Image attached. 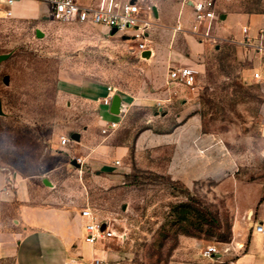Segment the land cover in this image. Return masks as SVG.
<instances>
[{"label": "rangeland", "instance_id": "374dc122", "mask_svg": "<svg viewBox=\"0 0 264 264\" xmlns=\"http://www.w3.org/2000/svg\"><path fill=\"white\" fill-rule=\"evenodd\" d=\"M137 2L142 11L151 9L150 0ZM213 2L219 15L264 18V0ZM183 4L187 31L192 14ZM45 15L38 21L0 19V173L34 203L87 208L108 224L112 236L95 246L103 252V264H196L207 247L221 252L232 240L235 184L220 190L197 183L186 189L135 167L116 182L121 169L112 171L106 151L131 148L145 129L162 133L174 125L176 104L167 101L157 110L155 101L147 104L145 98L166 89L171 66H190L197 71L196 84L186 93L196 101L203 130L221 135L244 159L247 182L264 184V67L255 64L261 51L246 45L241 33L191 54L185 34L166 32L167 45L142 57L125 36L101 26L57 22L48 17V8ZM173 15L171 10L164 18L171 28L177 21ZM244 21L236 16L232 29ZM153 36L150 32V49ZM256 72L261 79H253ZM107 87L123 100L115 117L100 105ZM110 120L117 126L104 131ZM71 134L78 139L72 141ZM62 138L70 141L63 146ZM14 211L0 205V215L10 218Z\"/></svg>", "mask_w": 264, "mask_h": 264}, {"label": "crops", "instance_id": "0c3cea01", "mask_svg": "<svg viewBox=\"0 0 264 264\" xmlns=\"http://www.w3.org/2000/svg\"><path fill=\"white\" fill-rule=\"evenodd\" d=\"M150 1L154 23L149 30L154 35L150 49L153 56L157 47L167 45L163 37L166 32L185 34L191 54L205 51L212 45V41L198 40L188 30L174 31L177 23L183 27L189 25L186 20L188 11L183 4L185 1L191 10L189 0ZM46 8L45 4L35 0H16L10 7L0 5V19L43 20L46 18ZM171 10L173 17L177 18L172 28L164 23L165 15ZM6 11L10 12V16H6ZM238 15L245 21L234 30L232 21ZM244 25L249 26L250 46L254 48L258 43V26H264L262 17L239 13L219 15L213 34L218 39L232 35L239 39ZM259 57L255 63L257 69L264 67V51L259 53ZM174 67L179 66H171L166 73V89L160 91L159 95L155 93L145 98L147 104L155 101L157 110L167 101L176 104L178 112L174 115V125L162 133H156L151 128L140 132L131 147V154L128 146L107 150L112 162L110 167L114 169L112 171L121 169L120 175H114L115 181L119 182L135 167L143 172L167 176L186 189H191L197 183H213L220 190L235 184L237 201L232 211V240L224 244L228 251L219 258H202L196 264H264V236L253 230L255 224H264V184L247 182L242 172L244 159L230 151L221 135L203 130L196 101L186 93L188 89L181 85L179 90L172 88L179 85L168 79V72ZM121 102L123 100H120L122 106ZM127 159L131 163L121 166L120 161ZM119 165L120 168L117 167ZM15 185V181L6 179L0 173V205L14 207L15 210L10 218L0 215V222L5 223L0 224V264H75L80 259L104 257L100 248L95 249L98 243L91 246L84 242V220L79 214L81 209L34 203L30 194L24 193L20 187L15 188Z\"/></svg>", "mask_w": 264, "mask_h": 264}, {"label": "built area", "instance_id": "2783aa9c", "mask_svg": "<svg viewBox=\"0 0 264 264\" xmlns=\"http://www.w3.org/2000/svg\"><path fill=\"white\" fill-rule=\"evenodd\" d=\"M16 0H0V5L10 7ZM43 3L48 8V17L57 22L85 24L91 26H101L110 33L118 36H125L131 42L136 44L139 54L146 51L150 52L149 30L153 26L152 10L147 12L141 10L137 0H35ZM189 6L192 12V23L189 27V34L198 39L216 41L214 36V25L219 22V15L214 11L213 0H189ZM6 16H10V12L6 11ZM174 31L185 32V29L179 23L174 26ZM241 33L246 39V45H250L249 26L244 25ZM258 43L255 48L259 51L264 50V28H259L256 32ZM197 71L189 66L174 67L168 72V79L175 82L188 90H195ZM253 79L259 80L261 76L258 72L253 74ZM116 91L112 87L106 88V94L101 98L100 105L104 108V112L110 113V106ZM121 114V107L118 113ZM117 126L115 121H106L104 131L114 129ZM70 140L62 138L61 145H66ZM77 162H80L78 159ZM80 217L83 223V239L89 245H95L101 240L108 239L112 236V232L108 224L97 221L93 213L84 208L80 210ZM254 232L264 236V224L257 223L253 228ZM228 251L223 248L221 252L214 247H207L201 256L203 258H219ZM75 264H103L102 260L92 258L90 260H77Z\"/></svg>", "mask_w": 264, "mask_h": 264}, {"label": "water", "instance_id": "95a60500", "mask_svg": "<svg viewBox=\"0 0 264 264\" xmlns=\"http://www.w3.org/2000/svg\"><path fill=\"white\" fill-rule=\"evenodd\" d=\"M111 33H113V31ZM149 54H150V52L146 51L142 54V57H146ZM2 59H3V57L0 56V62L2 61ZM3 81L6 82V78H4ZM119 106H120V98L118 96H114L112 99V102H111V106H110V113L113 115H116L118 113ZM0 114H1V106H0ZM70 139L72 141L77 140L78 134H71Z\"/></svg>", "mask_w": 264, "mask_h": 264}]
</instances>
